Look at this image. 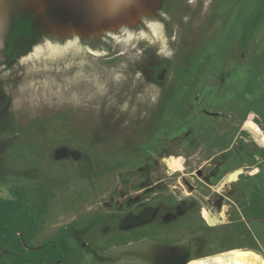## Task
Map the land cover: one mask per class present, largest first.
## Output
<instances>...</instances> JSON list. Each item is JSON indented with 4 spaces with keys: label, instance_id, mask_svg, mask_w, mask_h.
I'll use <instances>...</instances> for the list:
<instances>
[{
    "label": "rangeland",
    "instance_id": "374dc122",
    "mask_svg": "<svg viewBox=\"0 0 264 264\" xmlns=\"http://www.w3.org/2000/svg\"><path fill=\"white\" fill-rule=\"evenodd\" d=\"M227 1L233 74L213 108L222 97L228 110L207 138L183 141L161 137V120L145 121L163 90L144 62L182 67L169 83L207 62V52L194 54V37L205 34L211 0L185 8L190 45L180 58L181 27L165 29V0H0V264H190L243 249L264 258V0ZM71 6L81 19L58 25L52 15ZM20 21L30 32L14 39ZM88 24L99 30L80 31ZM146 148L154 154L144 169ZM131 158L141 166L135 181ZM236 169L238 180L226 182ZM238 185L243 196L229 193L212 209ZM134 196L154 211L180 200L195 206L177 221L161 224V211L145 223L130 212ZM233 247L241 248L212 255Z\"/></svg>",
    "mask_w": 264,
    "mask_h": 264
},
{
    "label": "flooded vegetation",
    "instance_id": "af4514ba",
    "mask_svg": "<svg viewBox=\"0 0 264 264\" xmlns=\"http://www.w3.org/2000/svg\"><path fill=\"white\" fill-rule=\"evenodd\" d=\"M211 1L213 2L211 4V14H209V18L207 19L206 26L203 30V33L205 32V34L200 38V33L199 35H196L194 37L198 40L197 48L194 54L196 53L198 55H202L204 52H207V55L205 56V58L207 57L208 59L207 62H201L200 68L192 71L190 74L188 71H186L188 77L185 81L183 80L179 83H169V79L171 77V74L177 73L182 67L173 68L172 63H170L168 59H158L157 57H155V60H146L144 62L143 70L150 73L149 76L150 79L154 80V85L157 86L158 89L163 90L160 93L162 94L161 99L157 101L159 102V104L155 106L154 112L153 108L150 109V114L146 116L145 120L151 123H157L159 120L164 122L160 127V130L157 132L161 137H171L172 139L181 138L183 139V141H187L186 139H188L190 135H193L195 138L199 139L207 138L209 129H213L214 124H216L218 118L223 112L222 110H228L224 107L226 106L227 100L222 97L220 101V106L222 107V109L217 110L216 108H213L216 106V98L218 96V92L219 96H221L222 93L226 92L222 91L220 85H226L233 74L232 71L229 72L228 70V65L232 58V53L228 51L227 47V40L229 34L231 33V27L228 26V1ZM164 4L165 7H168V18L163 22L165 29L168 30V27L170 25H177L181 27V34L177 37L178 46L173 50L176 57L180 58L182 57V55H185V49L187 48L188 44L190 45V42L188 40L189 38L186 35L187 32H190L189 29H186L187 26H190L188 25L189 16L187 15L185 8L188 6L196 9L199 6L203 7V5H205L206 3H202L201 0H165ZM206 7L207 6H204L203 8ZM212 40H215V45L214 43H211ZM218 43L219 45L217 46ZM215 46L217 48H215ZM119 53L120 52H116L113 54V56H116ZM194 54L191 53L192 56ZM188 69L192 70L193 68L188 67ZM182 79H184V77H182ZM184 126L185 130L183 131L182 129L184 128ZM214 136L215 135L213 134L210 139H212ZM226 140V137H223V141L226 142ZM145 144L146 142L143 143V145ZM160 144H163V142L158 143V145ZM157 148L158 147L152 149L158 151L159 149ZM152 149L146 148L147 154H141V152L139 151V156L142 157V160L149 162H146V164L143 165L145 167L144 169H147L148 167L146 166L151 163L148 160V155L150 156L154 154ZM161 150V156H167L166 151H168V149ZM233 150L234 149L232 147H229L224 148L223 151L219 152L221 156L219 160L214 163L210 174L207 176L211 183V179L215 178L217 172L219 170H222L223 167L227 164L228 160L230 159L228 154L233 153ZM160 154H157V159L161 157ZM119 155L120 153L117 152L115 163L118 162V166L120 168L121 166H123L124 160L121 161ZM135 157H137V154L135 155ZM118 159L120 160V162L118 161ZM134 160L135 159H132V162L128 163L129 165L132 163L128 170H133V179L135 181V173L138 169H140L141 166L137 167V163L133 162ZM239 175L240 174H238V176ZM236 180H238V177L235 179V181ZM150 187L151 184L145 186L143 189H148ZM242 189V185H238V187H235V189H223V193H219L218 196L215 197L212 201V209L218 213L217 209L222 205L225 199L228 198L227 195L229 193H233L235 195H238L237 197H241L244 195ZM132 200L133 203L130 208L132 210L130 212L133 214V217L140 216L142 220H145V223L152 222L155 219L154 217L157 215L156 212L161 213V211H163L160 219L161 224H166L168 223V221H172L174 218H176L177 221V219L183 218V216L191 208H193V206H195L194 200H180L179 204H172L170 206L167 204H161L162 206H165V209L167 210L162 209L163 207H156V211H154L152 205H147L144 207L141 204L142 202L137 199V196H134ZM140 204L143 206V208L139 210V208L142 207H138V205Z\"/></svg>",
    "mask_w": 264,
    "mask_h": 264
},
{
    "label": "bare ground",
    "instance_id": "6f19581e",
    "mask_svg": "<svg viewBox=\"0 0 264 264\" xmlns=\"http://www.w3.org/2000/svg\"><path fill=\"white\" fill-rule=\"evenodd\" d=\"M169 165H172V163H169ZM190 264H264V258L253 250L243 249L225 255H216L212 259L191 262Z\"/></svg>",
    "mask_w": 264,
    "mask_h": 264
},
{
    "label": "water",
    "instance_id": "95a60500",
    "mask_svg": "<svg viewBox=\"0 0 264 264\" xmlns=\"http://www.w3.org/2000/svg\"><path fill=\"white\" fill-rule=\"evenodd\" d=\"M57 10H62V9L58 8ZM68 10L69 11H68L67 15H66V13L61 14V11H59V12L57 11L56 14H53L52 15L56 19L58 25H61L63 27L66 26L65 24H67L68 26H74L75 25V22L81 19L80 10L76 9L73 6H71V8L68 9ZM90 16L93 17L92 13H89L87 15L86 19L88 21H90L88 19V18H90ZM93 27H94V25H89L88 24L86 29L84 27H82V28L80 27L81 28L80 31L90 32L91 33V32H94L96 30H99V28H93ZM240 172H241V169H236V170L232 171L231 173H229L226 176V182L235 180Z\"/></svg>",
    "mask_w": 264,
    "mask_h": 264
},
{
    "label": "trees",
    "instance_id": "16d2710c",
    "mask_svg": "<svg viewBox=\"0 0 264 264\" xmlns=\"http://www.w3.org/2000/svg\"><path fill=\"white\" fill-rule=\"evenodd\" d=\"M29 32L30 31H29V25H28V23L27 22L20 21L19 24L16 26V29L14 30V32H13L12 35H13V38L15 39L18 36L24 35V34H28ZM11 43H13V40H11Z\"/></svg>",
    "mask_w": 264,
    "mask_h": 264
},
{
    "label": "crops",
    "instance_id": "0c3cea01",
    "mask_svg": "<svg viewBox=\"0 0 264 264\" xmlns=\"http://www.w3.org/2000/svg\"><path fill=\"white\" fill-rule=\"evenodd\" d=\"M238 248H241V247H233V248L225 249V250H222V251H219V252H215V253H213L212 255H214V254H218V253H221V252H226V251H228V250L238 249ZM210 255H211V254H210Z\"/></svg>",
    "mask_w": 264,
    "mask_h": 264
}]
</instances>
